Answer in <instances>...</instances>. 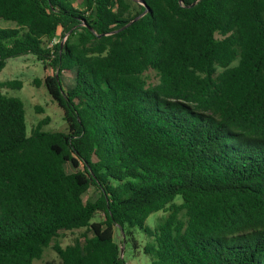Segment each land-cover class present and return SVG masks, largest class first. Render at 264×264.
<instances>
[{
  "label": "trees",
  "instance_id": "16d2710c",
  "mask_svg": "<svg viewBox=\"0 0 264 264\" xmlns=\"http://www.w3.org/2000/svg\"><path fill=\"white\" fill-rule=\"evenodd\" d=\"M0 19V72L51 69L65 121L29 134L0 80V264L81 228L46 264H127L137 232L148 264H264V0H0Z\"/></svg>",
  "mask_w": 264,
  "mask_h": 264
},
{
  "label": "rangeland",
  "instance_id": "374dc122",
  "mask_svg": "<svg viewBox=\"0 0 264 264\" xmlns=\"http://www.w3.org/2000/svg\"><path fill=\"white\" fill-rule=\"evenodd\" d=\"M14 26V23L0 19V28H13ZM51 73V69H45L42 63L32 56L10 59L7 61L5 68L0 72L1 81L16 80L22 84L21 88H17L16 86L13 88L6 87L4 92L8 96L17 97L22 100L29 134L43 120H47V124L44 126V130L46 131L61 130L65 125L63 110L53 100L45 86V79ZM145 77L149 83L157 84L159 82L158 73L152 69L145 72ZM175 202L180 204L181 200L177 198ZM165 217H167V213L159 212L151 215L147 223L153 226ZM84 235H90V232L85 228L61 233L60 237L53 241L45 250L41 259L36 260L34 264H46L51 261L58 262L59 259L55 252V246L59 245L64 248L73 244L77 238H82ZM115 238L120 244L122 234L118 227L115 228ZM136 238L138 239L137 249H133L132 243L129 242L122 247L123 256L127 264H148V259L142 251L148 239L144 238L140 232H137Z\"/></svg>",
  "mask_w": 264,
  "mask_h": 264
},
{
  "label": "water",
  "instance_id": "95a60500",
  "mask_svg": "<svg viewBox=\"0 0 264 264\" xmlns=\"http://www.w3.org/2000/svg\"><path fill=\"white\" fill-rule=\"evenodd\" d=\"M141 4L144 5V3L142 2ZM148 13V10H146L143 15L147 14ZM140 17H137L135 20H133L132 22H130L129 24L133 23L134 21L138 20ZM121 253L123 254V250L121 251Z\"/></svg>",
  "mask_w": 264,
  "mask_h": 264
}]
</instances>
